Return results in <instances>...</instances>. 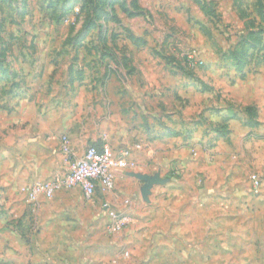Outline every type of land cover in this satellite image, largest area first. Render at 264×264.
<instances>
[{
	"label": "rangeland",
	"instance_id": "374dc122",
	"mask_svg": "<svg viewBox=\"0 0 264 264\" xmlns=\"http://www.w3.org/2000/svg\"><path fill=\"white\" fill-rule=\"evenodd\" d=\"M63 137L159 152L121 170L120 231L62 238L22 192ZM135 175L163 183L145 200ZM94 236L92 264H264V0H0V264H74L56 246Z\"/></svg>",
	"mask_w": 264,
	"mask_h": 264
},
{
	"label": "crops",
	"instance_id": "0c3cea01",
	"mask_svg": "<svg viewBox=\"0 0 264 264\" xmlns=\"http://www.w3.org/2000/svg\"><path fill=\"white\" fill-rule=\"evenodd\" d=\"M52 145H57V141H50ZM48 143V146L51 144ZM60 145V143H58ZM71 146H75L76 153L75 155H81L82 152L78 146L77 143L71 144ZM74 148V147H73ZM50 152H47V154ZM136 153V152H135ZM63 158L62 154H60V151H58V154L53 156L50 154L49 158L46 160L44 169V177H47L48 179L53 176V174L61 173L65 169V162L61 160ZM159 152L155 151L153 152L151 149H146L143 151H139L137 154H135L132 158V156L129 154L128 159L130 163L132 164L133 168L135 165H137L136 169L141 168V169H146L145 173H149V170L151 166H153L155 163L159 162ZM149 159L152 160L151 164H149ZM60 168V169H59ZM129 175V172L126 171H116L114 174V189L116 188L118 190V193L115 194L113 199L111 198V195L107 196V194H102L99 192L101 195V201L100 203H107L108 205H111L110 209H114L117 212L120 213H127L129 210L132 211L133 207L137 205V199L133 198L132 196L128 195L129 193H126L123 188V183L125 184H131L128 180L124 181L123 177H126ZM129 179V177L127 176ZM142 187V186H141ZM140 187V188H141ZM139 188V190H140ZM107 196V198H106ZM95 197V195H94ZM91 201H86L85 204L83 200V195L79 189H72V191H66V190H61L55 193L54 197L50 200H45L41 199L35 204H40L41 206V211L48 213L51 212V210H57L56 213H58L57 217L61 215V222H62V229L63 233H61V237L65 238L68 234V232L64 231L65 229L67 231H73L74 229L80 228L84 230H87L90 228L92 229H99L101 228L102 231H104L106 224L108 225V220L105 215V212L102 210L101 212H96V205L94 203V198ZM112 200V201H111ZM93 201V202H92ZM101 204V205H102ZM39 206V207H40ZM50 210V211H49ZM69 216L71 221H68L67 218L63 220L64 217ZM95 234V233H94ZM92 235V233H90ZM96 236L92 237L87 245L85 242L81 243H76V244H67L65 245L63 242L58 244L55 248V251H60L62 254H64L66 251H68V246L74 247L72 249V252L74 254L77 253V257L74 259V264H92L94 263V259H86L82 258L83 253H85V249L88 246H94V240ZM98 238V235H97ZM87 245V246H86ZM76 247V248H75ZM71 252V250L69 251ZM68 252V253H69ZM96 258V257H95ZM64 262H66L64 260Z\"/></svg>",
	"mask_w": 264,
	"mask_h": 264
},
{
	"label": "built area",
	"instance_id": "2783aa9c",
	"mask_svg": "<svg viewBox=\"0 0 264 264\" xmlns=\"http://www.w3.org/2000/svg\"><path fill=\"white\" fill-rule=\"evenodd\" d=\"M61 153L65 159V169L47 181L37 182L22 188L28 201L37 203L41 199L50 200L61 190L79 189L86 200H91L96 191L109 193L114 190V174L116 171L132 167L128 153L114 151L109 145L101 147L89 146L76 156L68 140L61 139ZM254 185L258 181L253 177ZM108 208V204H104ZM110 223L107 231L116 233L129 223L123 213L108 210Z\"/></svg>",
	"mask_w": 264,
	"mask_h": 264
},
{
	"label": "water",
	"instance_id": "95a60500",
	"mask_svg": "<svg viewBox=\"0 0 264 264\" xmlns=\"http://www.w3.org/2000/svg\"><path fill=\"white\" fill-rule=\"evenodd\" d=\"M135 177L143 184L140 188V194L142 199H147L152 185L162 184L163 181L159 179L157 175H135Z\"/></svg>",
	"mask_w": 264,
	"mask_h": 264
}]
</instances>
